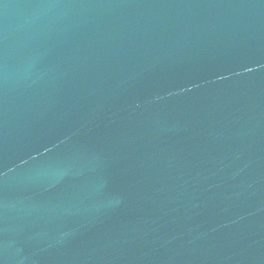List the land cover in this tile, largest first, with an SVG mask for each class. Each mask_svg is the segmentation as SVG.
Returning <instances> with one entry per match:
<instances>
[{
    "label": "water",
    "instance_id": "95a60500",
    "mask_svg": "<svg viewBox=\"0 0 264 264\" xmlns=\"http://www.w3.org/2000/svg\"><path fill=\"white\" fill-rule=\"evenodd\" d=\"M0 264H264V0H0Z\"/></svg>",
    "mask_w": 264,
    "mask_h": 264
}]
</instances>
